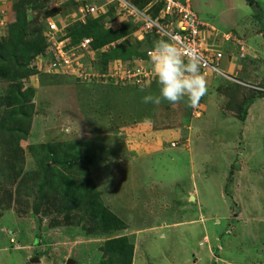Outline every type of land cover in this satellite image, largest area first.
<instances>
[{
    "label": "rangeland",
    "instance_id": "obj_1",
    "mask_svg": "<svg viewBox=\"0 0 264 264\" xmlns=\"http://www.w3.org/2000/svg\"><path fill=\"white\" fill-rule=\"evenodd\" d=\"M189 1L224 53L225 76L208 79L194 107L186 98L144 103L158 85L133 87L123 72L97 80L134 69L133 61L139 69L150 43L118 1L0 0V67L9 70L0 72V264H127L104 252L124 234L150 264H264V0ZM91 4L107 10L105 30L123 38L103 59L110 48L63 47L96 71V81H81L49 63L56 46L48 23L67 27L57 35L66 46L80 8ZM19 30L21 56L12 61ZM62 175L86 197L68 200ZM193 191L199 203L188 201ZM95 194L125 229L99 233L88 210Z\"/></svg>",
    "mask_w": 264,
    "mask_h": 264
},
{
    "label": "built area",
    "instance_id": "obj_2",
    "mask_svg": "<svg viewBox=\"0 0 264 264\" xmlns=\"http://www.w3.org/2000/svg\"><path fill=\"white\" fill-rule=\"evenodd\" d=\"M118 1L120 6L125 10V16H133L141 22V27L138 31L139 40L156 42L160 39H167L175 42L185 53H190L196 57L200 63V75L204 79L209 74H222L221 64L224 60V53L221 51L220 46L213 40L212 33L215 31L213 27L205 23L200 16L193 10L189 0H153L146 7L140 8L135 3L128 0H109V2ZM159 6V7H157ZM158 13H154L155 10ZM103 13V7L87 6L80 8L77 19L85 22L90 14ZM106 12V11H105ZM48 38L56 46V50L51 60L52 66L61 68L64 73L78 74L79 78L83 81L96 79L94 72L86 71L85 66L82 68L75 54L68 53L63 47L67 40H57V35L63 31L54 22H49ZM211 28V30H210ZM224 40H229L226 35H223ZM91 39H86L82 42L81 46L87 48ZM115 43L111 46L115 47ZM110 46H107L109 48ZM153 48L150 47L146 50V58L141 59L140 68L133 65L134 69L127 66H122L114 69L110 74L105 73L97 77H104L105 82L109 78H118L121 72L124 73L128 81L135 84L143 83L147 80H153L151 75V68L149 64V52ZM239 56L245 57L244 46L237 47ZM121 68L123 70H121ZM118 69V70H117ZM117 70V71H116ZM96 73V72H95ZM77 76V75H76ZM77 76V77H78ZM201 99V98H200ZM175 147L176 143H172Z\"/></svg>",
    "mask_w": 264,
    "mask_h": 264
},
{
    "label": "clouds",
    "instance_id": "obj_3",
    "mask_svg": "<svg viewBox=\"0 0 264 264\" xmlns=\"http://www.w3.org/2000/svg\"><path fill=\"white\" fill-rule=\"evenodd\" d=\"M87 6H96V5L91 4ZM106 12L103 13L99 12L98 14H90L85 22L79 21L78 19L75 22L80 24H86L89 19L91 18L99 19ZM59 28L63 30L61 31L62 33H64V31H67V27H62V28L59 27ZM64 35H67V33H65ZM86 39L92 40L89 44V48L93 50L91 46L93 42V38H84L83 41ZM67 41H69V39H67ZM82 42L79 45L74 46V50L77 49L79 46H81ZM111 44L107 46H110L109 48H111L112 47ZM150 44H151L150 47L153 46V48L150 50L148 55H149V64H150L151 75L153 80H147L143 83L138 82L139 84H135L134 82L131 83V86L133 87L140 86L141 89H143L150 87L151 83L155 80L156 84L159 87V95L158 96L145 95L143 97L144 103L159 104L161 103L162 100H166L171 104H175L177 102L185 100L186 98L188 106L194 107L199 103L200 98L202 99V96L206 94L207 91L206 84L208 83V79H211L212 77L214 78V76H218V77L225 76L224 70L222 69L223 72L222 74L217 75L212 73L207 75L203 79L202 76L200 75L199 60L196 57L192 56L190 53H185L180 46H178L175 42L171 40L160 39L155 43L150 41ZM68 46L73 48L71 43L68 44L67 47ZM107 46H104L103 49L105 50ZM109 48H107L106 50H108ZM148 48H145V51ZM53 54L54 52L51 54L50 62L53 59ZM76 59L79 62H82L80 60L81 57H78ZM130 64L135 65L136 62L133 61V63ZM80 80L83 81L82 79ZM132 264H134L133 259H132Z\"/></svg>",
    "mask_w": 264,
    "mask_h": 264
},
{
    "label": "trees",
    "instance_id": "obj_4",
    "mask_svg": "<svg viewBox=\"0 0 264 264\" xmlns=\"http://www.w3.org/2000/svg\"><path fill=\"white\" fill-rule=\"evenodd\" d=\"M151 1L153 0H145V2L140 3V5L139 4L138 5L139 7L143 8V7H146L148 3H150ZM154 13L155 14L158 13V10L156 9ZM100 20L101 19L91 18L88 20L86 24L77 23L76 25L77 27L73 29L70 28L71 30L69 31L70 32L69 36L72 38L71 45L72 46L79 45L83 41L84 38H93V42L91 44L92 49L95 50L96 52H100L104 48V46H107L115 41H119L120 39L123 38V34L119 33V31L105 30ZM22 21H25V19H23ZM21 35L22 34L20 33V30H19L17 31V35L14 36L15 46H13V49H11L12 50L11 53L13 54L12 59H11L12 61H13L15 53L18 55V59L21 56L18 54V51H19L18 43L22 44L21 42L22 38L20 37ZM144 46L145 48H148L151 46V44L147 42V43H144ZM117 48L118 47H112L108 51H104L103 53L100 52L102 59L104 55L107 56V53L115 51ZM7 51L3 50L1 52L3 53V55H6ZM145 52L146 51L144 50L143 56L146 55ZM2 57H3L2 54H0V59H2ZM12 61L11 63H13ZM86 71L90 72L88 69H86ZM0 72L2 76H7L9 70L5 69L4 67H0ZM102 74H105V73L103 72ZM92 80H95V79H90L89 81H92ZM112 80L113 78H109L106 81L111 82ZM99 82H104V81H99ZM155 84L156 82L154 80L151 83L150 87L154 86ZM136 87H140V86H136ZM260 87L263 89V92H264V85L262 83ZM257 96H264V93L258 94ZM256 97L254 96L252 98V103L255 102ZM246 109H245L246 111L245 113H247ZM61 179H62V183L64 187L63 194L65 197L68 198V200H71L73 202L75 198L81 200L86 197V195H84L83 197L79 198L84 188L80 184H78L73 178H71L70 176L62 175ZM85 191H90V190L85 188ZM90 197L91 199H90V204L88 205V210H89V214L91 218L97 221L99 224V233L102 232V233L112 234L114 232L116 233V231H121L125 229L126 226H124V222L120 219L119 215L116 214V212H114L110 208V206H107L102 201H100L99 198H97L96 194ZM134 249H135L134 244L129 239V237L126 235H117L116 237H112L104 243V252L106 254L114 255L116 257L120 256L123 259L127 260V264H132V259L134 257Z\"/></svg>",
    "mask_w": 264,
    "mask_h": 264
},
{
    "label": "crops",
    "instance_id": "obj_5",
    "mask_svg": "<svg viewBox=\"0 0 264 264\" xmlns=\"http://www.w3.org/2000/svg\"><path fill=\"white\" fill-rule=\"evenodd\" d=\"M226 67H228V64L226 65ZM212 80V79H211ZM208 82H210V80H208ZM156 92H154V95L156 96V94H155ZM158 105V104H157ZM175 139H177V141H185L186 140V143L185 142H183L182 144H183V146L184 147H186L187 149L188 148H191V142L189 141L190 139H189V137H186L185 135H184V133H177V135H176V138ZM172 140H174V139H172ZM171 142V141H170ZM176 143V141H172L171 142V144L172 143ZM179 145L181 144L180 142L178 143ZM188 146V147H187ZM175 148H177V145L175 146ZM200 196V195H199ZM190 197L192 198V201L193 202H197V200H198V203H199V201H200V198H197V193H195L194 191L190 194L189 193V195L187 196V199H188V201L189 202H191L192 203V201L190 200ZM186 224V223H185ZM185 224H183V225H185ZM126 228V227H125ZM185 228H190V229H192V228H194V226H190V225H187ZM183 229V228H182ZM119 232H121V231H118V233ZM131 232H132V230H131ZM132 233H134V232H132ZM136 233H138V232H136ZM136 233H134V234H136ZM125 235V234H124ZM202 238H206V240H207V235L206 236H204V237H202ZM202 240V239H201ZM135 242V241H134ZM137 245V244H136ZM136 245L134 244V246H135V252H134V259H133V263L135 264H147L146 262H144L143 261V259H141V257H136L135 256V253H136ZM137 250H138V248H137ZM139 261V262H138ZM188 263H190V262H188ZM148 264H150V263H148Z\"/></svg>",
    "mask_w": 264,
    "mask_h": 264
}]
</instances>
